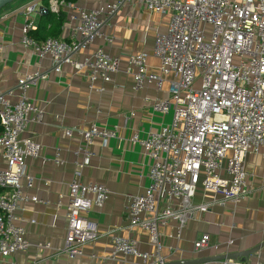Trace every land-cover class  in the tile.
Masks as SVG:
<instances>
[{
	"label": "built area",
	"instance_id": "2783aa9c",
	"mask_svg": "<svg viewBox=\"0 0 264 264\" xmlns=\"http://www.w3.org/2000/svg\"><path fill=\"white\" fill-rule=\"evenodd\" d=\"M139 5L149 14L169 15L166 32L154 36L151 55L159 61L158 73L148 71L144 52L128 57L134 86L152 84L159 90L165 77L169 81L168 100H156L153 111L171 114L168 127L144 138L134 135L150 161L148 185L143 195L129 197L125 207L128 229L147 235L151 251L142 252L133 238L112 236L108 260L131 259L136 264H167L161 255L159 229L174 221L178 232L188 221L209 211L214 204L233 207L250 193L249 173L244 168L248 154L264 147V0H120ZM70 5L48 0L47 10L57 14ZM116 6L110 10L112 14ZM46 9L29 6L24 12L20 43L48 57L52 68L62 63L78 71L86 70L92 85L96 80L110 82L118 70V61L101 49L82 62L72 56L97 38H103L102 11L80 9L68 14V40L48 38L37 45L29 32L34 30L32 17ZM66 15V14H65ZM65 22V23H66ZM105 40L110 41L109 37ZM36 76L18 79L16 100L0 93V259L27 248L25 231L18 225L15 212L20 203H37L24 195L20 184L27 158H36L37 144L22 135L29 123L40 121V113L28 99ZM103 87L95 89L103 92ZM65 137L76 134L82 146L76 156V172L68 184L65 208L66 234L64 252L69 258L81 255L84 246L94 239V230L84 217L91 207L101 208L109 197L108 189L98 184H82L80 172L92 157L93 139L113 138L114 133L99 130L95 124L87 129H66ZM54 162H61L57 151ZM30 187V180L27 182ZM197 187L218 197L210 203L194 205ZM202 235L193 242V251L208 247ZM40 249L50 248L39 244ZM232 264H259L240 263Z\"/></svg>",
	"mask_w": 264,
	"mask_h": 264
},
{
	"label": "crops",
	"instance_id": "0c3cea01",
	"mask_svg": "<svg viewBox=\"0 0 264 264\" xmlns=\"http://www.w3.org/2000/svg\"><path fill=\"white\" fill-rule=\"evenodd\" d=\"M44 1L18 0L0 13V93L16 100L18 79L35 75V85L27 96L40 113V121L29 123L22 135L37 144L38 152L36 158L25 160L20 181L24 195L35 197L38 202L20 203L15 212L28 246L0 259V264H136L131 259H107L110 239L115 235L133 238L140 251H151L147 235L139 229L130 231L125 217L128 198L145 192L151 164L143 149L129 140L134 135L144 138L170 125L171 114L156 113L152 105L156 100H168L173 76L165 77L159 90L152 84L137 88L133 70L128 71V57L146 53L148 71L158 73L159 61L151 51L155 34L167 30L169 15L149 14L142 6L120 0H76L67 7L66 17L80 9L102 11L104 25L100 32L105 39L110 38V41L95 39L74 53L73 60L82 62L101 49L118 61V70L111 75L110 82L103 84L96 80L91 85L86 70L78 71L67 63L54 70L48 57L21 45L26 8L35 6L37 11L44 7ZM113 6L116 8L110 14ZM39 16L36 13L32 17L34 30ZM70 26L67 22L63 25L59 39L68 40ZM100 86L104 90L98 93L95 89ZM91 124L114 133V137L93 139L92 157L82 168L79 181L105 186L109 197L101 208L91 207L84 215L94 230V239L83 247L80 256L69 258L63 250L68 184L76 172L75 162L81 163L83 157L74 154L82 146L80 138L76 134L65 137L63 132L73 128L85 130ZM57 151L61 162L56 163L53 158ZM0 167H4L1 159ZM244 168L250 175V193L240 204L235 207L229 203L214 204L203 215L188 221L179 234L174 221L159 229L161 255L167 264L246 251L264 241V147L245 157ZM217 199L197 187L192 203L199 205ZM204 234L209 238L208 247L194 252L193 242ZM39 244H48L50 248L40 249ZM247 262L264 264V247Z\"/></svg>",
	"mask_w": 264,
	"mask_h": 264
},
{
	"label": "trees",
	"instance_id": "16d2710c",
	"mask_svg": "<svg viewBox=\"0 0 264 264\" xmlns=\"http://www.w3.org/2000/svg\"><path fill=\"white\" fill-rule=\"evenodd\" d=\"M65 4H73L76 0H58ZM47 2L44 1L45 13L40 14L36 29L29 32V37L37 44H41L48 38L59 39L63 25L66 22V15L59 11L57 14L50 13L47 10ZM1 132V128H0Z\"/></svg>",
	"mask_w": 264,
	"mask_h": 264
},
{
	"label": "water",
	"instance_id": "95a60500",
	"mask_svg": "<svg viewBox=\"0 0 264 264\" xmlns=\"http://www.w3.org/2000/svg\"><path fill=\"white\" fill-rule=\"evenodd\" d=\"M18 0H0V12L8 5ZM264 247V241L258 246L241 252L228 253L220 256H213L203 259H195L190 261L174 262L168 264H208L213 262H240L245 263L249 260L251 256L259 252L260 249Z\"/></svg>",
	"mask_w": 264,
	"mask_h": 264
},
{
	"label": "rangeland",
	"instance_id": "374dc122",
	"mask_svg": "<svg viewBox=\"0 0 264 264\" xmlns=\"http://www.w3.org/2000/svg\"><path fill=\"white\" fill-rule=\"evenodd\" d=\"M7 7H8V6H7ZM7 7H5L2 11H4ZM2 11H1V12H2ZM1 12H0V13H1Z\"/></svg>",
	"mask_w": 264,
	"mask_h": 264
},
{
	"label": "bare ground",
	"instance_id": "6f19581e",
	"mask_svg": "<svg viewBox=\"0 0 264 264\" xmlns=\"http://www.w3.org/2000/svg\"><path fill=\"white\" fill-rule=\"evenodd\" d=\"M230 245V244H229Z\"/></svg>",
	"mask_w": 264,
	"mask_h": 264
}]
</instances>
